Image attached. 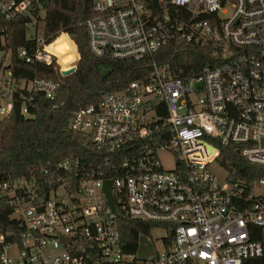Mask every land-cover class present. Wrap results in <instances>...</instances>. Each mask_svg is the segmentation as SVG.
<instances>
[{"label": "built area", "instance_id": "built-area-1", "mask_svg": "<svg viewBox=\"0 0 264 264\" xmlns=\"http://www.w3.org/2000/svg\"><path fill=\"white\" fill-rule=\"evenodd\" d=\"M49 1L0 0L2 119L20 101V114L33 118L37 95L58 107L61 82L16 78L15 56L57 77L80 61L69 33L43 35ZM92 10L85 29L96 58L140 61L178 42L210 48L213 63L186 80L154 61L146 82L73 111L70 130L100 156L0 182V209H11L17 227L0 236V264H264V178H241L226 158L235 152L264 168V0H93ZM18 24L26 42L14 50L9 29ZM62 36L79 56L68 67L54 48ZM215 163L226 181L210 171ZM121 217L150 225L134 253ZM142 238L156 254L137 256Z\"/></svg>", "mask_w": 264, "mask_h": 264}, {"label": "trees", "instance_id": "trees-1", "mask_svg": "<svg viewBox=\"0 0 264 264\" xmlns=\"http://www.w3.org/2000/svg\"><path fill=\"white\" fill-rule=\"evenodd\" d=\"M93 0H50L43 29L45 37H55L61 30L69 33L78 46L80 61L77 70L69 76L57 77L48 67L27 65L16 56L13 60L15 77L34 79L37 77L55 78L61 82L58 93V107L37 95L33 118L20 114L21 101L17 102L13 114L0 120V182L8 176H26L29 170L42 164H55L66 158H79L91 161L99 157L91 143L69 128L73 111L99 103L104 94L123 89L132 81L146 82L154 61L169 68L180 78L190 80L213 63V52L195 44L174 42L155 56L143 60H111L96 58L88 47L85 23L94 16ZM10 46L17 50L25 46L26 35L23 25L9 29ZM54 48L61 57V63H68L79 57L67 36H62ZM99 67L111 69L103 78ZM235 170L243 179L264 178V168L248 164L237 153L226 155ZM123 238L128 244L129 253L137 250V239L141 232L149 231V224L131 221L121 217ZM17 228L11 219V209H0V236ZM245 264H263L260 259H252Z\"/></svg>", "mask_w": 264, "mask_h": 264}, {"label": "rangeland", "instance_id": "rangeland-1", "mask_svg": "<svg viewBox=\"0 0 264 264\" xmlns=\"http://www.w3.org/2000/svg\"><path fill=\"white\" fill-rule=\"evenodd\" d=\"M31 35H34L35 32L33 30L30 31ZM56 50V48H55ZM57 51V50H56ZM0 106H7V101L5 100H0ZM2 119V116H0V120ZM162 160L164 162V165L166 168H171L173 164V159L169 154H162ZM210 171L217 176L221 181H226V179L229 177V172L227 169L222 167L219 163H215L210 166ZM158 237V232L154 233V239ZM157 250L158 248L157 245ZM156 249L152 243L146 238H142L140 240V248L137 252V256L141 259L143 258H149L152 255L156 254ZM10 256L13 257L14 260L18 259V255L15 249H12L9 252Z\"/></svg>", "mask_w": 264, "mask_h": 264}, {"label": "water", "instance_id": "water-1", "mask_svg": "<svg viewBox=\"0 0 264 264\" xmlns=\"http://www.w3.org/2000/svg\"><path fill=\"white\" fill-rule=\"evenodd\" d=\"M77 68H73L71 70H68V71H64L63 72V76H69V75H72L76 72ZM99 71H100V74L103 78L107 77L110 73H111V69H106L104 67H99ZM106 193H107V196H108V199H109V203L111 206H113V200H112V196H111V193H110V182H107L106 183V189H105Z\"/></svg>", "mask_w": 264, "mask_h": 264}]
</instances>
